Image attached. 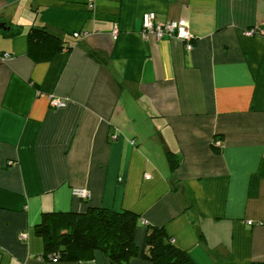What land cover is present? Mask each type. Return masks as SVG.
<instances>
[{
  "label": "crops",
  "instance_id": "obj_1",
  "mask_svg": "<svg viewBox=\"0 0 264 264\" xmlns=\"http://www.w3.org/2000/svg\"><path fill=\"white\" fill-rule=\"evenodd\" d=\"M89 2L0 0V264H113L44 256V215L89 207L139 214L141 251L158 227L195 264H264V0ZM150 12L194 49L146 38ZM33 27L71 49L35 62Z\"/></svg>",
  "mask_w": 264,
  "mask_h": 264
},
{
  "label": "trees",
  "instance_id": "obj_2",
  "mask_svg": "<svg viewBox=\"0 0 264 264\" xmlns=\"http://www.w3.org/2000/svg\"><path fill=\"white\" fill-rule=\"evenodd\" d=\"M18 33L20 29L16 27L6 35ZM27 40L28 56L37 63L48 62L56 53L71 49L68 38L46 27L31 28ZM167 158L171 169L175 170L179 159L171 152L167 153ZM139 217L125 209L89 207L85 213L45 214L37 229L44 240V256L58 255V261L89 259L100 250L113 264H129L139 255L152 264H195L186 251L174 246L164 228H149L141 251L135 243Z\"/></svg>",
  "mask_w": 264,
  "mask_h": 264
},
{
  "label": "built area",
  "instance_id": "obj_3",
  "mask_svg": "<svg viewBox=\"0 0 264 264\" xmlns=\"http://www.w3.org/2000/svg\"><path fill=\"white\" fill-rule=\"evenodd\" d=\"M89 10L94 9L93 0H90L89 4L87 5ZM142 28L143 34L147 38L148 35H155L157 39H162L164 37H173L180 39L186 44V48L188 51H192L194 49V42L196 37L190 31V25L188 21L185 19H179L176 21H168V22H157L156 21V14L153 12L146 13L143 16L142 20ZM118 30L117 28L113 31V38L117 39L118 37ZM248 34H253V31L248 32ZM80 36L79 33H75L74 37L78 38ZM8 56V55H6ZM51 107L54 108H61L66 106V101L59 100V99H51L50 101ZM117 138V137H115ZM219 142H215V145H219ZM12 164V163H11ZM150 178V176H147ZM73 194L81 199L87 200L90 198V193L83 189H75ZM252 222H249V225H252ZM51 260L54 262L58 261V255L50 256Z\"/></svg>",
  "mask_w": 264,
  "mask_h": 264
}]
</instances>
